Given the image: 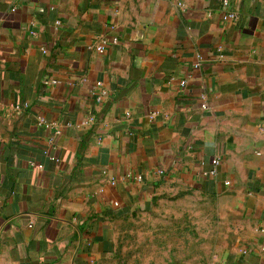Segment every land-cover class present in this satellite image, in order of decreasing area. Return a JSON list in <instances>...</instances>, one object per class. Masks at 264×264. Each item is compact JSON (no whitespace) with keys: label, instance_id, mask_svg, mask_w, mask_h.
Wrapping results in <instances>:
<instances>
[{"label":"crops","instance_id":"0c3cea01","mask_svg":"<svg viewBox=\"0 0 264 264\" xmlns=\"http://www.w3.org/2000/svg\"><path fill=\"white\" fill-rule=\"evenodd\" d=\"M230 3L0 0V264H123L192 195L209 264H264V0Z\"/></svg>","mask_w":264,"mask_h":264},{"label":"rangeland","instance_id":"374dc122","mask_svg":"<svg viewBox=\"0 0 264 264\" xmlns=\"http://www.w3.org/2000/svg\"><path fill=\"white\" fill-rule=\"evenodd\" d=\"M210 219L208 199L168 200L124 219L117 227V250L123 264H209L216 233ZM224 232L220 228L219 235Z\"/></svg>","mask_w":264,"mask_h":264},{"label":"built area","instance_id":"2783aa9c","mask_svg":"<svg viewBox=\"0 0 264 264\" xmlns=\"http://www.w3.org/2000/svg\"><path fill=\"white\" fill-rule=\"evenodd\" d=\"M222 7L224 8V14H223V18L225 20H234L237 17V14L234 10H232L231 8V3L230 0H222ZM117 38H114V41H116ZM106 48V41L103 40L98 46H97V50L101 53H103L105 51ZM185 81H182V84H184ZM205 106V105H204ZM18 109L20 108V106H16ZM220 162L219 158H216L215 160H213V163L215 165H218ZM211 173H215V170H212ZM139 179H141L139 177ZM262 250H264V246L262 247Z\"/></svg>","mask_w":264,"mask_h":264}]
</instances>
